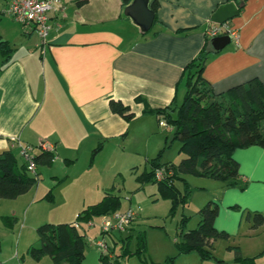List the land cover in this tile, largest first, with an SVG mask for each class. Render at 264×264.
Returning <instances> with one entry per match:
<instances>
[{
	"label": "crops",
	"instance_id": "crops-1",
	"mask_svg": "<svg viewBox=\"0 0 264 264\" xmlns=\"http://www.w3.org/2000/svg\"><path fill=\"white\" fill-rule=\"evenodd\" d=\"M153 1L149 0L151 8ZM230 1L239 5V14L229 20L239 40L219 52L210 44L213 52L203 71L217 94L254 77L264 80V0H157L148 31L126 15L128 4L123 0H57L48 13L51 28L44 47L34 28L23 27L5 13L10 0H0V43L7 41L11 49L6 60L0 54V154L11 149L15 137L34 146L51 142L52 171H73L99 145L94 163L111 144L147 157V144L146 149H130L137 130L157 133L163 116L153 110L181 102L184 70L203 50L213 14ZM111 99L129 106L135 117L128 120L114 113ZM156 145L159 149L162 143ZM233 156L240 163L245 188L217 180L208 198L219 205L215 227L230 235L223 239L226 257L240 263L230 246H238L246 257L264 251L257 233L264 224L253 228L255 213L264 215V147L239 148ZM28 194L15 200L22 198L31 206L37 199H25ZM30 244L26 242L22 253L19 248L14 256L3 255L0 249V264L16 259L26 263ZM220 244L216 241L215 247ZM180 256L182 264H223L218 259H226L216 254L208 261L198 252Z\"/></svg>",
	"mask_w": 264,
	"mask_h": 264
},
{
	"label": "trees",
	"instance_id": "trees-1",
	"mask_svg": "<svg viewBox=\"0 0 264 264\" xmlns=\"http://www.w3.org/2000/svg\"><path fill=\"white\" fill-rule=\"evenodd\" d=\"M130 1L123 0V4H129ZM12 2L13 0H10L8 3L5 13L16 21L8 13ZM157 7L158 2L154 0L153 10L155 11ZM19 24L25 27L23 24ZM25 28H34L37 31L34 25ZM40 39L42 43V38L40 37ZM10 51L9 43L2 41L0 54L5 60ZM212 52L210 38L206 37L203 50L184 70L186 89L182 101L173 104V106L153 110L163 116L167 126H172L174 140L181 143L180 152L184 155L177 164L162 163V152H160L158 157L152 159L151 170L146 176V178L156 179L159 192L173 201L171 210H174L179 204L184 206L190 197L187 183L184 192H181L176 186V181L185 180L184 174L209 177L244 189L245 184L240 177V163L235 159L233 153L239 148L253 145L264 147V80L254 77L229 88L224 93H215L203 77L204 68ZM110 108L114 113L128 120L135 117L131 108L120 100L111 99ZM21 146L32 147L31 154L37 164L35 172L30 170L28 161L21 152ZM37 149L39 152H36ZM100 149L101 145L93 150L91 159H94ZM54 159L55 150L53 152L45 151L40 147V144L34 146L24 144L19 139L14 141L10 150L0 154V199H16L28 193L40 178L39 167L52 165ZM168 168L174 171L169 173ZM158 170L165 172L162 179L156 178L155 174ZM49 195L52 196V193L50 192ZM120 206V198L108 194L104 196L103 200L89 205L79 212L76 218L77 222H48L40 225L37 229L40 244L32 246L29 253L36 260L44 255H49L53 264H83L85 232H80L77 224L80 221L89 222L94 218H103L119 211ZM218 214V203L209 200L199 211L200 221L196 228L187 230L186 222L189 217L183 216L178 224L180 239L175 242L179 255L198 252L204 260L216 258L215 242L230 237L227 232L219 231L215 227ZM263 224L264 215L259 212L255 213L253 228H258ZM116 233L119 232L110 235L114 244L117 243ZM132 236V234H128L126 239ZM229 249L234 251L235 259L241 264H260L257 262L258 255L243 256L238 246H230ZM145 252L146 237L145 233L140 231L135 251H131L129 247L125 246L122 254L114 255V257L108 253H102L100 261L101 264H120L121 256L129 257L132 254L142 256L145 255ZM176 256L167 259L166 264H173ZM218 261L226 264L224 260L218 259Z\"/></svg>",
	"mask_w": 264,
	"mask_h": 264
},
{
	"label": "rangeland",
	"instance_id": "rangeland-1",
	"mask_svg": "<svg viewBox=\"0 0 264 264\" xmlns=\"http://www.w3.org/2000/svg\"><path fill=\"white\" fill-rule=\"evenodd\" d=\"M184 92L185 90L180 91V101L184 97ZM164 122L165 120L162 119L155 134L137 130L135 143L130 149H146L145 145L147 144L150 151L147 157L145 153L133 155L117 150L111 144L112 146H108L105 156L97 159L95 163L91 158L81 160L73 171H52L47 165L40 166V178L30 190L29 197L25 198L29 199L35 196L37 200L31 206H26L22 198L19 200L0 199L5 202L0 205V213L4 215L2 220L0 218V249L4 253L3 255L14 256L19 248L22 253L26 242L31 243V247L39 246L37 229L40 225L48 222H77L76 218L79 212L110 194L120 198V210L137 211L134 226L127 229V234H132V237L126 239V233H116V244L107 239L110 243V250L114 247V255L122 254L125 246L129 247L131 251H135L140 231H143L146 237L145 255L121 256L120 264H166L167 259L176 256L174 253L177 251L175 242L180 239L179 222L186 215L189 217L186 222L187 230L198 226L199 211L208 202L209 193L211 189H214L213 184L218 181L209 177L184 174L185 180L176 181V186L181 192H184L187 183L190 197L184 206L179 204L174 210H171L173 201L159 192L156 179L146 178L151 170L152 159L158 157L160 152H162V163L177 164L184 156L180 152L181 143L174 140V129ZM157 142L162 143V146L158 147L159 149H157ZM168 170L169 173L174 171L170 168ZM155 175L157 178V172ZM50 192L52 196L49 195ZM12 209H15L17 213L11 214ZM101 218H94V225L91 226L89 222L80 221L78 223V230L85 232L83 264H101L102 251L92 242L94 239L103 238L100 235ZM257 233L264 240V228H261ZM20 236V244H18ZM218 243H221L216 248L218 256L226 258L227 264H240L226 257L228 250L223 246L226 244V240L219 239ZM25 256L26 263L23 262V264H28V261H32L30 262L32 264H53L49 255H44L39 260H36L30 253H26ZM19 259L22 260V255ZM183 259V256H180L177 260L175 259V263L182 264ZM257 262L264 264V252L258 255ZM6 264H19V260L16 259L14 263L9 261Z\"/></svg>",
	"mask_w": 264,
	"mask_h": 264
},
{
	"label": "built area",
	"instance_id": "built-area-1",
	"mask_svg": "<svg viewBox=\"0 0 264 264\" xmlns=\"http://www.w3.org/2000/svg\"><path fill=\"white\" fill-rule=\"evenodd\" d=\"M57 0H13L8 9V13L17 22L23 24L25 27L37 28V32L42 38V44L45 45L46 38L51 28L49 23L48 13L53 8L54 3ZM220 35H229L232 42H238L239 34L229 21L224 23L211 22L206 30V37L210 39L212 37ZM14 141H18V138L13 137ZM40 147L45 151H54V145L49 141H43L40 143ZM21 152L28 161L29 168L32 172H35L37 164L31 154V146H21ZM164 177L163 170L157 171V178L162 179ZM137 216V211L128 209L125 211H115L107 216H104L100 224V233L102 239H94L92 242L96 244L102 253H108L110 250L111 234L114 232H123L132 224ZM89 225H94L93 221H89ZM79 227V224H77ZM108 239V240H107Z\"/></svg>",
	"mask_w": 264,
	"mask_h": 264
},
{
	"label": "water",
	"instance_id": "water-1",
	"mask_svg": "<svg viewBox=\"0 0 264 264\" xmlns=\"http://www.w3.org/2000/svg\"><path fill=\"white\" fill-rule=\"evenodd\" d=\"M239 5L235 1H230L221 5L213 14V21L224 23L233 19L239 14ZM126 15L130 16L143 31H148L153 26L155 11L150 7L149 0H131L125 9ZM232 42L229 35L212 37L210 44L213 51L219 52Z\"/></svg>",
	"mask_w": 264,
	"mask_h": 264
}]
</instances>
